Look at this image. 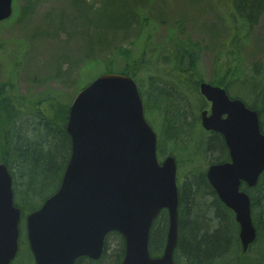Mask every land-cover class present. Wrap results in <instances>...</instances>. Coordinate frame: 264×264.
Wrapping results in <instances>:
<instances>
[{
    "label": "water",
    "instance_id": "1",
    "mask_svg": "<svg viewBox=\"0 0 264 264\" xmlns=\"http://www.w3.org/2000/svg\"><path fill=\"white\" fill-rule=\"evenodd\" d=\"M13 0H0V22L13 13ZM1 50V44H0ZM210 110L201 113L205 130L223 135L231 161L211 165L207 179L231 208L240 226L243 251L256 239L251 199L241 182L255 187L264 172V134L258 113L226 89L201 82ZM66 132L71 155L56 192L26 216V236L35 264H75L101 258L106 236L125 239L121 264H174L178 243L177 160L161 163L158 137L145 117L137 83L129 75L105 73L73 100ZM166 209L165 251L151 258L150 230ZM21 210L14 202L13 179L0 163V264H11L19 250Z\"/></svg>",
    "mask_w": 264,
    "mask_h": 264
},
{
    "label": "trees",
    "instance_id": "2",
    "mask_svg": "<svg viewBox=\"0 0 264 264\" xmlns=\"http://www.w3.org/2000/svg\"><path fill=\"white\" fill-rule=\"evenodd\" d=\"M34 3L35 0H26L23 14L29 13ZM108 3L109 11H112L113 0ZM234 5L238 14L234 17L237 24L230 40L235 48L238 40L250 33L264 12V0H234ZM243 28L247 32L240 35ZM174 43L181 45H175L170 51L175 79L166 77L164 81L156 82V78L149 75L144 84L143 78L152 70V64L150 58H145L146 52L138 50L135 57L124 50L123 67L116 70L109 66L104 73L129 75L136 81L145 114L157 116V121H154L159 129V156L164 155L165 145H170L169 153L176 157L179 167L187 158L192 168L197 164L198 156L206 160L207 165L224 162L227 155L222 140L215 133L208 135L201 126L200 113L207 103L200 94L199 86L205 80L197 74L195 50L190 46L193 44L187 41L185 45ZM235 53L232 51L234 58L238 57ZM232 61L229 74L215 76L209 83L225 87L230 96L241 99L249 108L256 110L264 133V60H258L252 66L255 74L259 75V71L263 70V75L259 78L251 73L249 79L248 74L241 75L242 63L238 59ZM193 75L198 79H194L189 88L188 81ZM14 82L11 80L0 84V163L6 164L11 173L14 202L21 210L19 229L20 233L24 231L22 243L29 249L25 218L57 191L71 155V140L66 132L70 104L62 103L51 94L30 101L19 94ZM42 101L47 103L46 107ZM196 102L198 105L194 106ZM205 172L190 170L179 187V247L186 264H217L213 259L222 258L218 255L227 249L232 251L234 264H264V173L256 187L247 191L251 198L257 237L245 254L238 239L228 246L231 238L229 216L220 209L221 205L207 183ZM39 196H44V200L34 204V199ZM162 222H166V219ZM156 227L152 236L153 253H158V245L162 244L161 234L165 223H157ZM29 252L33 259L30 249ZM118 254L119 250L110 256L111 259ZM176 258L179 263L181 256Z\"/></svg>",
    "mask_w": 264,
    "mask_h": 264
},
{
    "label": "rangeland",
    "instance_id": "3",
    "mask_svg": "<svg viewBox=\"0 0 264 264\" xmlns=\"http://www.w3.org/2000/svg\"><path fill=\"white\" fill-rule=\"evenodd\" d=\"M25 1L13 0L12 16L0 22V84L14 80L19 94L30 101L51 94L71 104L80 90L109 66L116 70L123 67L124 50L132 57L138 56L137 50L145 51V58H150L152 70L145 74L144 84L149 75L156 82L175 79L170 51L181 45L174 41L193 44L197 74L206 82L229 74L232 59L242 63L241 75L248 74L249 79L255 74L253 64L264 60V12L250 33L238 40L237 47L231 46L238 15L234 0H113L112 11L109 0H35L32 10L23 14ZM246 32L243 28L240 35ZM232 51L238 57L234 58ZM255 75L260 78L263 70ZM194 79L198 78L193 75L188 81L189 88ZM42 105L47 103L42 101ZM145 116L158 134L157 116ZM169 149L170 145H165L161 161L170 154ZM196 159L192 168L184 159L178 184L190 170L206 171L207 161L199 156ZM43 200L44 196H39L33 203ZM23 232L12 264H34L22 243ZM120 243L118 237L110 238L100 264L117 263V258L110 256Z\"/></svg>",
    "mask_w": 264,
    "mask_h": 264
},
{
    "label": "flooded vegetation",
    "instance_id": "4",
    "mask_svg": "<svg viewBox=\"0 0 264 264\" xmlns=\"http://www.w3.org/2000/svg\"><path fill=\"white\" fill-rule=\"evenodd\" d=\"M210 105V104H209ZM247 106V105H246ZM210 107V106H209ZM208 107V108H209ZM248 107V106H247ZM259 116V114H258ZM260 118V117H259ZM262 131V130H261ZM206 133H208V135L210 134H217L220 139L222 140V144H223V147H224V150L226 151V155H227V160H225L224 162H221V163H213V164H209L207 166V169H206V172H205V175L207 174V170L208 168L211 166V165H214V164H223V163H227V162H230L231 161V158H230V153H229V149L226 145V142H225V139L223 137L222 134L218 133V132H214V131H206ZM178 162V161H177ZM178 166V170H177V175H178V171L180 170V167H179V164H177ZM206 180H207V183L208 185L210 186L211 189L214 190L215 194H216V197L215 198L218 203L221 205L220 206V209L223 211L224 214H226L227 216H229V219H228V225H229V228H230V243L228 244L231 245V241H236V239L239 240L240 244H241V241H240V237H239V233H240V226L239 224L237 223L236 221V215H235V212L229 208L222 200L221 198L218 196L217 192L215 191V189L211 186V184L209 183L208 179H207V175H206ZM180 184V185H179ZM178 184V187L181 186V183L179 182ZM256 187V186H255ZM254 188V187H253ZM240 191H244L247 193L248 195V185L247 183L245 182H241V185H240ZM227 210H226V209ZM178 212H179V208H178ZM166 219V222H162L163 219ZM157 223H165V227H164V231L163 233L161 234V241H162V244L161 245H158L159 246V251L158 253H153V248H152V236H153V231L155 232L156 231V224ZM179 226H180V214H179ZM168 228H169V215H168V211L166 209H163L160 214L158 215V217L154 220L153 224H152V227H151V230H150V238H149V247H148V251H149V254L151 256V258H160L163 256L164 254V251H165V246H166V241H167V233H168ZM180 228V227H179ZM118 237L121 241L120 245L118 246V250H119V254L118 256H116L115 258H117V263L116 264H121L122 261L124 260V257H125V248H126V244H125V239L124 237L118 233V232H110L107 236H106V239H105V245H104V250H103V254L101 256L100 259L98 260H92L90 259L89 257H82V258H79L75 264H81V263H86V264H100L101 263V260L105 257L106 253H107V250H108V242L110 240L111 237ZM181 241V233H180V230L178 229V243H177V246L175 248V251H174V256H173V261H174V264H186L185 260L183 259V253L180 251V247H179V242ZM241 247H242V244H241ZM229 248V247H228ZM243 250V249H242ZM249 250V249H248ZM248 250L246 252H244L245 254L248 253ZM105 251V252H104ZM180 255L181 256V260L180 262L178 263L177 262V256ZM219 257H222V258H214V263L216 262L217 264H224V262H226V264H234V259L232 257V251L227 249L225 251V253L223 252L222 254H219L218 255ZM114 258V259H115Z\"/></svg>",
    "mask_w": 264,
    "mask_h": 264
}]
</instances>
